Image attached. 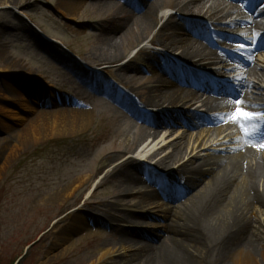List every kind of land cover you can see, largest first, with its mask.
<instances>
[{
  "label": "rangeland",
  "instance_id": "obj_1",
  "mask_svg": "<svg viewBox=\"0 0 264 264\" xmlns=\"http://www.w3.org/2000/svg\"><path fill=\"white\" fill-rule=\"evenodd\" d=\"M63 1L68 6L77 3L74 18L61 14L59 7ZM108 1L111 3H107V0H0V142L4 140L15 142L16 135L17 146L10 156L0 159L1 264H12L19 259L21 260L18 264H98L104 250L112 254L104 263L114 264L126 259L128 255L137 253L138 248L145 245L143 240H139L135 247L130 248V238H126L122 247L119 243V231L115 232L113 225L103 222L104 211L108 210L121 194L118 182L123 181L119 177L107 179L105 175L117 164L129 160L132 155H129L132 152L129 151V143L139 135V125L133 126L132 121H135V118L129 113V105L133 104L129 95L131 92L129 83L134 85V89H148L154 86V75L158 74L156 73L158 67L141 63V60L146 61L138 52L144 46L158 54L166 50L159 45L151 47L147 40L141 45H134L135 37L130 33L123 40L119 52L130 59L132 70L137 72V77L130 78L124 75V81L121 82L115 76V72L107 70L108 67L97 68V62L92 55L98 57L99 52L105 48L107 35L118 40L120 32H114V28L120 21L126 19L124 13L118 12L125 7V0ZM171 15L174 16L172 19L178 21L210 24L204 17L182 15L174 8H168L166 4L159 13V17L164 19L158 23L157 29ZM260 21L262 24L260 26L256 24V27L263 28L264 19L261 18ZM99 27H103L104 31H94ZM216 30L219 33L229 31L219 28V25ZM181 37L177 36L176 42H182ZM245 37L246 43L235 37H222L217 45L228 46L230 53L223 54L214 47L219 56H216L212 64L208 63L205 66L208 78L216 79L222 87L232 89L231 86H235L237 81H231L238 80L239 76L242 78L251 68L249 65L252 61L264 65V47L248 52L250 44ZM99 38L102 39L101 42H98ZM167 53L173 58L170 52ZM247 53L252 55L250 60L245 59ZM180 64L188 65L185 62ZM210 69L221 70V73L214 75ZM256 72L260 76L256 75ZM250 74L255 81L257 78L264 79V72L260 68L253 69ZM166 81L172 82L167 77ZM262 88L261 92L264 91V86ZM28 91L29 95L37 99L29 100L32 105L22 114L24 121H16L9 116V112L16 113V108L24 109L23 105H16V99L19 102L18 96L26 95ZM250 92L251 105L247 107L263 105L256 93L253 90ZM198 95L200 101L198 99L193 106V109L198 111L203 109V104L210 101L214 105L220 104L216 106L220 107L218 112L225 113L227 107L223 108L221 105L223 101L231 104L240 101L236 96L231 97L222 93L213 95L199 92ZM91 96H105L106 99L93 101L89 98ZM41 98L44 100L38 104L37 100ZM71 100L78 102L82 110L87 112L88 122L84 127L52 137L42 134L34 140L28 138L20 140L19 143L18 136L24 125L36 123L45 113L59 112L60 105ZM254 118L264 120L263 115ZM227 122L225 120L214 126H201L203 130L201 127L188 130L182 142L184 146H189L187 154L194 148L197 149L196 154L208 160L216 156L237 153L242 146L239 145V134L227 130ZM231 123L238 125L237 121L231 120ZM250 123L251 125L247 120H241L238 129L242 127L243 137L246 136L247 130L259 126L252 121ZM181 128L179 125L171 127L167 135ZM180 131L182 133L186 130ZM149 132L148 138L151 140L154 138L162 142L166 137L162 134L158 138V133L153 130ZM227 135L229 137L225 138ZM114 144L123 149L122 155L126 156L121 155L118 161L110 165L112 161L109 163L108 154L111 153ZM250 148L252 151L258 150L254 146ZM167 152L158 156L151 164L144 163L153 169V165ZM254 153L260 157L264 156L263 152ZM105 157H108V161H103ZM192 157H184L182 161L186 162ZM173 169L175 167L167 172H154L157 180L152 184L137 182V177L133 176L136 186L142 189L139 192L147 196H157L154 200L160 207L150 211L153 217L151 219L145 217L140 220L131 219V222L123 225L125 230L132 227L150 231L166 224L162 211L174 210L180 202L179 199L166 202L165 195H161L162 191L170 192L171 189L167 178L166 180L161 178ZM78 179H81L82 186L72 192V196L54 198L63 186L71 185ZM136 193L137 188L132 195L121 197L120 204L124 205L128 212L135 211L134 205L140 202L134 197ZM172 195L173 198L181 196L176 192ZM111 211L115 214V210ZM259 215L264 219V212ZM75 221L85 224L82 229L71 233ZM134 222L135 224L131 226L130 224ZM215 263L209 260L203 264Z\"/></svg>",
  "mask_w": 264,
  "mask_h": 264
},
{
  "label": "bare ground",
  "instance_id": "obj_2",
  "mask_svg": "<svg viewBox=\"0 0 264 264\" xmlns=\"http://www.w3.org/2000/svg\"><path fill=\"white\" fill-rule=\"evenodd\" d=\"M210 1L211 4L207 6ZM107 3L111 2L107 0ZM166 4L168 8H174L182 15L204 17L210 24L208 26L195 24L194 26L201 30L193 35L189 32L192 26L189 21L174 20L172 19L174 16L171 15L157 29L158 23L164 19V17H159V13ZM262 4V0H257L248 9L251 13L257 12L256 23L233 22L225 25L231 30L244 24L249 28V34L254 37L252 42L257 43L263 40L264 29L257 32L259 27H255V24H260L257 18L264 17V9H260ZM76 6L77 3L68 6L63 1L59 8L62 15L74 18ZM240 11L238 9L236 12L239 14ZM118 12L126 15V19L120 21L119 25L114 28V32H120L119 38L114 40L113 37L107 35L105 48L99 52L100 55L98 54V57L92 55V58L97 62V68L108 67L107 70L111 73L115 72V76L120 81L124 79V75L130 78L137 77V72L132 70L130 59L119 52L123 40L130 33L135 37L134 45H141L147 40L148 45H159L163 50L170 52L173 58L169 57V53L167 55L158 54L145 46L142 47L138 53L146 62L141 60V63H149L158 67L159 70L157 69L156 73L159 75H154L155 84L148 89H134V85L129 83L131 86L129 95L133 101V104L129 105V113L135 118V121H132L133 126L139 125V135L129 143V151H132L129 154H132L129 160L117 164L105 175L107 179L119 177L123 181L118 182L121 194L116 197L115 202L108 207V210L104 211L103 222L113 225L115 232L119 231V243L122 247L126 238H130V248L135 247L139 240H143L145 245L140 246L137 253L132 256L128 255L126 259L114 264H203L209 260L218 264L264 263V219L259 215L264 212V156L260 157L248 148L247 145L253 144L248 138L239 139V144L243 143V145L237 153L216 156L208 160L202 159L200 154H196L197 149L194 148L187 154L189 146H184L182 143L188 129L204 125L214 126L225 120L228 121L226 123L227 130L230 126L237 131L242 130V127L238 129L240 121L237 122L238 125L231 123V120L234 121L231 117L237 107L250 113H264V91L261 92L264 79L258 80L257 78L255 81L250 74L253 69L259 68L264 72V65L252 61V66L249 65L251 68L237 80L235 86H231L232 89L225 87L226 95L236 96L240 99L239 105L235 102L231 104L223 101L221 105L223 108L227 107V111L216 115L211 112L218 111L217 108L208 101L204 105L206 114L199 115L191 110L199 98L195 90H209L210 88V90L222 91L224 89L217 84V80H209L198 71L204 70L208 61L216 56L217 52L213 47L222 40V35L214 30L225 19V16L221 17L222 0H125V7L119 9ZM28 30L33 32L30 28ZM94 31L101 32L104 31V28H95ZM177 36H182L183 41L176 42ZM97 40L98 42L102 41L101 38ZM247 58L250 60L252 55L247 54ZM181 62L188 64L189 68H186L185 64L181 66ZM195 68L198 70H194ZM127 71L129 72L127 73ZM214 73L220 75L221 70H215ZM181 75L185 81L180 78ZM256 75L260 76L257 72ZM167 76L173 80L171 83L166 81ZM180 83L183 84L182 87ZM125 84L128 85V83ZM185 87H191V89H185ZM251 90L256 93L259 102L263 104L260 107H247V105H251L249 99L252 97ZM26 95L18 96L19 102L16 99V105H23L24 109L16 108V113L9 112V116L16 121H24L22 114L26 113L24 111L29 110L32 105L29 100L37 99L29 95V91ZM89 98L93 101L106 99L105 96ZM42 100L44 99L37 100L38 104ZM165 107L169 110H165ZM82 109L78 102L71 100L66 101L59 108V112L40 114L43 116H40L36 123L30 122L23 126L18 136L19 143L20 140L24 141L28 138L34 140L42 134L52 137L81 129L88 122L87 112ZM176 114L179 115V121L172 119V116H176ZM251 121L258 124L264 122L258 118L247 120L248 123ZM176 125H181L182 128L171 131L167 135L169 127ZM149 130L158 133V138L162 134L166 135L164 141L158 142L154 138L149 139ZM180 130L186 131L181 133ZM261 131L264 133V125ZM175 135L176 137L173 138ZM227 137L229 136H225V138ZM262 142H264L263 139H258L254 143ZM15 149H17L16 135L15 142H6V140L0 142V159L10 156ZM168 150L171 152L168 153ZM123 151L116 144L113 145L111 153L108 154L109 163L112 161L110 165L121 158ZM165 152L167 153L153 165V169L146 165L154 162L158 156ZM190 156H193L191 160L195 158V163H191V160L182 161L184 157ZM108 157H105L103 161H108ZM173 167L175 169L166 175L167 181L169 186L173 187L171 190L182 197L174 210L165 209L162 211L163 221L166 224L150 231L132 227L125 230L123 225L131 222V219L140 220L143 217L151 219L153 217L150 215V211L160 207L159 203L154 200L157 199V196H147L139 192L142 189L140 190L136 186L133 176L137 177V182L153 183L156 181L154 172H167ZM80 186H82V181L78 179L71 185L63 186L54 195V198L61 199L72 196V192L80 189ZM136 188L137 193L134 197L138 198L140 202L134 207L138 211L128 212L124 209V205L120 204L121 197L132 195ZM138 195L140 196L138 197ZM165 199L171 201L172 195L166 194ZM111 210H115V214H112ZM136 212L144 214L136 215ZM84 224V222L75 221L73 223L74 230H71V233L82 229ZM134 224L135 222L130 225ZM111 255L108 250H104L99 257L98 264H105L104 261Z\"/></svg>",
  "mask_w": 264,
  "mask_h": 264
},
{
  "label": "snow or ice",
  "instance_id": "obj_3",
  "mask_svg": "<svg viewBox=\"0 0 264 264\" xmlns=\"http://www.w3.org/2000/svg\"><path fill=\"white\" fill-rule=\"evenodd\" d=\"M236 103H237V105H239L241 102L239 100H237ZM257 115H264V113H262V114L250 113L247 111H243L239 107H237V109L234 112V114L232 115L231 119H233L234 121L252 120ZM253 146L256 147L258 150H264V142L259 143V144H255Z\"/></svg>",
  "mask_w": 264,
  "mask_h": 264
},
{
  "label": "trees",
  "instance_id": "obj_4",
  "mask_svg": "<svg viewBox=\"0 0 264 264\" xmlns=\"http://www.w3.org/2000/svg\"><path fill=\"white\" fill-rule=\"evenodd\" d=\"M15 262H13L12 264H14ZM1 264V263H0Z\"/></svg>",
  "mask_w": 264,
  "mask_h": 264
},
{
  "label": "water",
  "instance_id": "obj_5",
  "mask_svg": "<svg viewBox=\"0 0 264 264\" xmlns=\"http://www.w3.org/2000/svg\"><path fill=\"white\" fill-rule=\"evenodd\" d=\"M16 264V263H15Z\"/></svg>",
  "mask_w": 264,
  "mask_h": 264
}]
</instances>
